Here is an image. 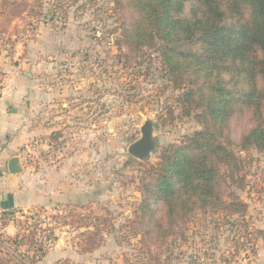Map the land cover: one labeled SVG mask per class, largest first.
Segmentation results:
<instances>
[{
	"label": "rangeland",
	"instance_id": "374dc122",
	"mask_svg": "<svg viewBox=\"0 0 264 264\" xmlns=\"http://www.w3.org/2000/svg\"><path fill=\"white\" fill-rule=\"evenodd\" d=\"M5 1L0 0V85L16 72L34 83L33 96L29 91L24 97L31 117L46 129L58 128L25 147L24 171L31 175L38 170L41 181L36 185L43 187L49 161L81 155L80 167L69 173L72 182L55 187L58 198H51L53 192L45 187L39 194L50 199L48 204L23 209L45 208L52 216L70 209L81 212L74 204L83 205L111 217L113 224L102 245L84 253L78 238L82 229L58 222L59 240L36 264L59 259L83 264H126V259L140 264H264V150L237 146L248 122L232 123L241 170L235 182L227 178L228 191L247 204L246 215L234 220L197 212L168 240L156 232L148 236L137 213L144 182L152 179L147 165L158 162L164 147L201 128L193 116L182 115L183 90L167 79L156 48L135 56L119 46L120 24L130 22L131 12H115L112 0ZM33 100L39 101L34 108ZM148 120L154 124L156 147L140 160L128 147L141 137ZM8 219L0 220V228L14 235Z\"/></svg>",
	"mask_w": 264,
	"mask_h": 264
},
{
	"label": "trees",
	"instance_id": "16d2710c",
	"mask_svg": "<svg viewBox=\"0 0 264 264\" xmlns=\"http://www.w3.org/2000/svg\"><path fill=\"white\" fill-rule=\"evenodd\" d=\"M112 4L115 12H131L130 22L120 24L119 46L135 56L156 48L167 79L183 90L182 115L193 116L201 125L179 144L164 147L158 162L147 165L152 179L144 182L137 210L145 234L156 232L168 240L197 212L244 217L247 204L234 190L228 191L227 178L235 182L241 170L232 123L246 120L250 126L237 143L240 150H264V0H112ZM27 5L24 1L23 8ZM1 89L2 85L0 95ZM74 206L82 211L52 216L45 208L1 211L0 220L11 219L16 233L0 228V264L41 261L59 240L58 222L82 229L81 252L99 248L113 226L112 218ZM139 262L126 259V264ZM54 264L83 263L59 259Z\"/></svg>",
	"mask_w": 264,
	"mask_h": 264
},
{
	"label": "crops",
	"instance_id": "0c3cea01",
	"mask_svg": "<svg viewBox=\"0 0 264 264\" xmlns=\"http://www.w3.org/2000/svg\"><path fill=\"white\" fill-rule=\"evenodd\" d=\"M35 87L34 83L26 82L18 72L7 75L2 83L0 95V212L48 204L50 199L47 200L39 193L48 188L49 193L53 192L54 194L51 198L56 196L58 198L60 192L56 193L55 187L64 183L67 187V183L72 182L69 180L70 171L81 165V155L78 153L57 163L49 161L46 167L49 171L47 185L43 187L36 185L37 180L41 181V173L38 170H35L31 175L26 170L19 174L9 172L8 161L11 157L20 156L23 162L24 149L31 141L35 139L39 141L42 134L51 135L58 130L56 126L46 129L41 122L34 121L31 117L29 106L24 97L29 91L33 96ZM31 103L32 108L35 104L39 105L38 100L36 102L33 100ZM40 167L44 170L43 164ZM12 226L14 227V225Z\"/></svg>",
	"mask_w": 264,
	"mask_h": 264
},
{
	"label": "water",
	"instance_id": "95a60500",
	"mask_svg": "<svg viewBox=\"0 0 264 264\" xmlns=\"http://www.w3.org/2000/svg\"><path fill=\"white\" fill-rule=\"evenodd\" d=\"M155 147L154 124L148 120L141 126V137L128 147V152L137 159L145 160L149 158ZM8 170L12 174H19L24 171L20 156H13L9 159Z\"/></svg>",
	"mask_w": 264,
	"mask_h": 264
},
{
	"label": "built area",
	"instance_id": "2783aa9c",
	"mask_svg": "<svg viewBox=\"0 0 264 264\" xmlns=\"http://www.w3.org/2000/svg\"><path fill=\"white\" fill-rule=\"evenodd\" d=\"M1 81V80H0ZM1 86V85H0Z\"/></svg>",
	"mask_w": 264,
	"mask_h": 264
}]
</instances>
